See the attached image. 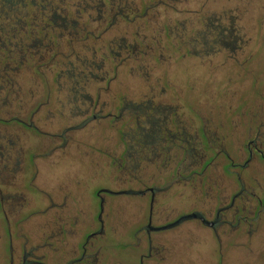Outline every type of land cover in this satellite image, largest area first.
Wrapping results in <instances>:
<instances>
[{
    "label": "flooded vegetation",
    "instance_id": "1",
    "mask_svg": "<svg viewBox=\"0 0 264 264\" xmlns=\"http://www.w3.org/2000/svg\"><path fill=\"white\" fill-rule=\"evenodd\" d=\"M221 1L196 0L189 9L186 0H0V264H97L104 195L141 203L130 220L135 247L147 250L139 264L169 260L163 234L185 229L215 242L220 264L225 243L252 245L264 221V93L257 109L245 99L239 108L228 78L221 108L214 94L202 108L186 100L195 82L174 76L187 63L210 77L249 70L243 0ZM98 129L117 131L120 156L106 135L98 151L119 167L117 183L134 187L99 184L98 226L90 229L79 196L35 181L42 158L56 165L94 153L81 134ZM185 197L191 204L178 208L173 201ZM32 216L37 232L28 237ZM237 263L248 264H228Z\"/></svg>",
    "mask_w": 264,
    "mask_h": 264
},
{
    "label": "rangeland",
    "instance_id": "2",
    "mask_svg": "<svg viewBox=\"0 0 264 264\" xmlns=\"http://www.w3.org/2000/svg\"><path fill=\"white\" fill-rule=\"evenodd\" d=\"M136 1L142 4L144 0ZM195 1L186 0V8L195 9L197 6ZM217 2L222 4L221 0H217ZM242 6H244L246 11L243 23L248 29L250 36V40L248 41L251 46L249 70L236 74V71L230 67L210 77L202 69L192 64H179V68L176 69L174 75L176 80L185 83L186 86L192 80L196 84L192 91L185 89L187 102L193 104L199 102L203 108L205 107L206 100L212 96L211 94H214V96L217 95V99L212 101L217 102L218 107H220V98H224L223 83L230 78L234 86L233 88L237 92L235 103L239 105V108L244 107L241 104L242 102L240 103L242 99L247 100L251 105L255 103L254 106L256 109L258 108L256 99L264 93V0H243ZM166 11L172 13L169 8ZM168 41H170V38ZM252 52H254L253 56ZM173 60L176 62L174 65L183 62L176 57ZM160 72L163 73L162 69H160ZM137 83L140 85L138 91L144 92L145 86L139 80H137ZM127 90H123V92H130V90ZM227 118L226 116L221 117V119ZM224 124L228 126L229 121L224 122ZM105 135L106 138L110 137L109 143L105 144L106 147L108 146L107 149L118 152L117 156H120L121 149L117 148L118 145H114L118 138L117 131L110 129L109 133H104L102 129H98L94 132H89L87 135L82 133L81 140H89V144L96 148L94 153L92 152V148L89 149V155H87L89 157L71 153L56 165L46 161V158H42V167L40 168L43 176H38L37 181H35V184L41 185L42 188L43 184L47 189L57 188V186L65 187L73 195L79 196L81 199L80 204L85 208L89 221H93L94 224L97 223L95 213L98 212V201L94 195V190L99 184L111 190L134 187L130 182L117 183L115 178H117L116 174L118 171L116 168L119 169V167L116 166L117 164L111 163L112 159L110 160L109 155L104 154V156L102 153H99L100 151L98 150L101 148L98 147H102ZM122 136L125 141L129 140L130 133H122ZM223 145L229 152L236 155L235 149L229 147L228 140H224ZM83 150L85 149L81 148L80 152L82 153ZM263 163L258 162L259 168ZM123 168L124 165L121 166V169ZM262 169L264 173V165ZM127 173L126 170H123V173H121L122 178L128 179L130 176ZM37 191H35V196L38 200L42 199L39 194L40 191ZM23 192L25 193V190ZM104 197L105 203H103L104 212L102 216L105 221L106 232L102 235L103 239L99 240L101 249H99L97 255V264H139L138 254L147 250L144 243L141 246L135 247L137 241L135 242L134 233L136 229L131 225L130 220H132L131 217L141 203L137 198H130L124 195H104ZM173 202L181 209H186L191 204L187 197L174 200ZM147 204H145L144 213L147 211ZM35 217L37 216H32L29 224L26 226L25 232L28 233V237H34L37 232L36 224L32 223L37 222V220L33 221ZM97 226V224L90 225L89 228H96ZM13 231L15 232V229ZM163 235L167 237L168 246L172 252L170 258L168 257L169 260L166 259L162 264H220L218 261L220 252L218 245L211 241V239L208 240L202 230L195 229L191 232L189 229H185L178 234L169 232ZM137 236L144 239L142 233H138ZM248 246L238 245L234 247L229 242L225 243L222 249L224 251L223 258L225 259L221 264L234 263L238 262V260L241 261V259L248 264H264V221L260 227L258 236L253 240L252 245ZM0 254L1 258L3 255L1 247ZM144 264H149L148 259L144 260Z\"/></svg>",
    "mask_w": 264,
    "mask_h": 264
}]
</instances>
